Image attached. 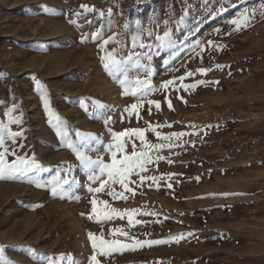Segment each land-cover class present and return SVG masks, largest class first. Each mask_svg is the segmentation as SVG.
<instances>
[{
    "label": "rangeland",
    "instance_id": "1",
    "mask_svg": "<svg viewBox=\"0 0 264 264\" xmlns=\"http://www.w3.org/2000/svg\"><path fill=\"white\" fill-rule=\"evenodd\" d=\"M253 111L264 115V0H0V134L6 132L0 152L7 149L0 260L92 264L96 254L101 264H264V138L243 145L230 133L234 147L223 179L215 171L203 182L230 198L221 238L174 223L177 216L145 217L181 229L170 247L144 248L140 215H131V223L122 208L110 219L103 215L109 202L128 206L142 195L136 177L128 178L127 189L117 183L88 191L99 181L88 179L87 159L110 163L107 146L117 142L116 130H146L169 113L174 119L163 125L183 133L175 138L182 155L203 156L216 150L214 143L192 139L190 130L215 139L240 125V112ZM210 115L207 133L201 132ZM125 145L130 154L133 145L139 152L149 142L132 134ZM89 233L97 245L102 237L128 247L101 255ZM149 249H161L166 262L143 261Z\"/></svg>",
    "mask_w": 264,
    "mask_h": 264
},
{
    "label": "crops",
    "instance_id": "2",
    "mask_svg": "<svg viewBox=\"0 0 264 264\" xmlns=\"http://www.w3.org/2000/svg\"><path fill=\"white\" fill-rule=\"evenodd\" d=\"M251 114H244L240 112L239 116L242 117L240 125L236 128L225 129L224 132L215 139L210 137L211 134H198L194 132V129L189 131V136L191 134L195 136L192 138L196 141L202 143H214L216 150L207 151L203 156L196 155L189 150L188 154L182 155L179 149V143L176 144L173 133H177L170 127H164L166 122L174 119L170 117L169 113L166 116L160 117L158 124L155 126L148 127L143 130L144 141L149 142V145H166L163 148H149L147 147L144 151H148L149 155L158 154L156 161L147 163L145 166L147 169L144 172H136L131 175L136 181L142 185L144 192L140 197H133V202L126 205L119 206L116 202H109L107 208L116 209L117 211L122 208L124 212H120L122 216H127L129 213L135 216H141L142 230L146 234V237L142 238L140 241L142 247H153L157 246L160 248L170 247L172 243V236L181 229L173 225L172 227H164L161 223L154 224L149 222H143L144 218H161L166 216H177L178 218H173L174 223H183L186 226L197 228L202 230L203 233H211L212 235H217L220 238L227 231L226 225L227 219L223 221L222 218H226L229 215L230 210V198L228 197V192L221 190L220 192L206 187L204 188L203 182H210L213 179V173L216 171L220 173L221 180L223 179L222 173L227 167V160L230 157L229 151L233 150L234 146L232 142H229L228 135L230 137L237 132L238 136L242 140L243 145H249L252 142H260L264 138V115L260 112H249ZM252 115V116H251ZM197 117V116H196ZM196 117L193 118L194 122ZM207 121L202 123V127L199 130L204 131L208 128V123L212 120L213 116H207ZM210 117V118H209ZM246 117V118H244ZM187 118V117H186ZM188 120L192 118L188 116ZM233 119V118H232ZM246 120V121H245ZM239 121V120H238ZM235 120V122H238ZM162 124V125H161ZM168 124V123H167ZM124 130H131L130 128H121L116 130L115 133L122 132ZM198 130V131H199ZM6 132H2L0 135H4ZM160 135L152 141V136ZM132 136V134H129ZM128 138L125 137V144L128 142ZM151 140V141H150ZM194 146L197 142H194ZM210 154V155H207ZM219 157L217 159H213ZM159 157V159H158ZM139 173V175L137 174ZM146 177H156V180L146 179L143 182L140 181V176ZM201 183L202 189L199 191L195 189L196 184ZM171 185V187H169ZM210 197L214 201H208L206 198ZM96 209H101L97 205ZM118 214V215H119ZM117 215V214H115ZM120 216V215H119ZM121 217V216H120ZM126 219H124L125 221ZM126 224L128 221H125ZM155 226H159L154 228ZM162 232V235L155 236V233ZM157 238L160 243H150L151 239ZM138 240V239H137ZM139 241V240H138ZM148 253V254H147ZM162 251L148 250L146 251V256L142 259L143 261L163 263L166 262V257H162Z\"/></svg>",
    "mask_w": 264,
    "mask_h": 264
},
{
    "label": "snow or ice",
    "instance_id": "3",
    "mask_svg": "<svg viewBox=\"0 0 264 264\" xmlns=\"http://www.w3.org/2000/svg\"><path fill=\"white\" fill-rule=\"evenodd\" d=\"M81 7H87L85 5H82ZM233 24L236 23V21H232ZM94 38H96V36L98 35L97 33H93L92 34ZM111 39V38H110ZM105 43H108V41H105ZM141 47H143L144 45H140ZM219 67V66H218ZM199 71L204 72L206 71L205 69H200ZM189 75H191V73H189ZM181 79H183V77H181ZM172 83L171 81H168L165 83V86H167V84ZM203 83V82H201ZM185 87L191 88V87H195V85H186ZM181 99H183L181 97ZM156 103V107L159 108V103L158 102H154ZM138 105L137 104H132L130 105V108L132 110L137 109ZM169 107H171V103L169 102ZM128 110V109H126ZM135 134L137 136H139V138L143 141L144 138V134H143V130L142 129H132V130H124L122 132L119 133H114V137L116 138V143L115 145H108L107 148L109 150V152L111 153V162L110 163H105L101 158L97 157L96 160H91L90 158L87 159V163L90 165L89 167V171L91 172V174L89 175L88 179L90 181H99V186L96 188H92L89 187L88 191L89 192H95V193H101L104 192L106 188H111L112 185L115 184H120L122 188L127 189L128 187V178L133 174L135 169H139L140 172H144L145 169V165L147 163L151 162V157L149 155L148 151H139L137 152L135 150V145H133V151L130 154H124L125 153V142L123 140H121L122 137H127L128 139L131 138V136L129 134ZM13 136H17L19 135V133H12ZM160 134L157 133V136H159ZM173 136L179 137L181 135H183V133H173ZM4 144V140L2 137H0V146H2ZM70 148L73 147L72 144L68 145ZM166 145L160 144V145H148L149 150L151 148H163ZM113 147L115 148V151H113ZM77 154L78 156H80L81 159H85L83 154L79 152V150L77 149ZM7 152V149H5L4 152H0V179H4L5 177V166H4V157L5 154ZM117 152L121 153V158L117 159ZM159 159V157H158ZM96 169H98V173L96 171ZM139 175V173H137ZM107 176V179H104V176ZM146 179H152V180H156V177H146L141 175L140 176V181L143 182ZM65 183H67V181H65ZM169 187H171V185H169ZM55 191V190H53ZM109 195H114V196H121L123 195V193H119L116 194L114 192H109ZM92 205H96L97 204V200L93 199L91 201ZM102 203L107 204V201H103ZM97 209L95 207H93L92 212L96 213ZM117 213L116 209H111L110 211H105L104 212V218L105 219H110L111 218V214H115ZM90 218H92L90 216ZM129 222L131 223V213H129ZM119 231V230H117ZM124 235H127L126 233H123ZM89 238L92 241V246L93 249H96L98 246L101 249L100 254L101 255H108L109 254V249H116L117 247L119 248H123V247H128L127 245H120L118 241L113 240L111 242L109 241H105L103 240V238H100V243L99 245H97V238L94 236V234L89 233ZM161 241H151L150 243H160ZM137 243H139V241H137ZM61 259H63V254H61ZM90 260L92 262V264H101V261L97 258L96 254H93L90 257ZM0 264H3V261L0 260ZM47 264H54V261L52 259H48Z\"/></svg>",
    "mask_w": 264,
    "mask_h": 264
}]
</instances>
